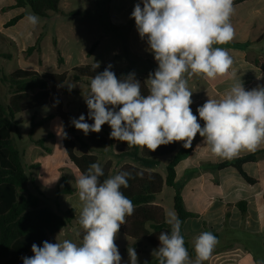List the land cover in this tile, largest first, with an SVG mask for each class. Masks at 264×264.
I'll use <instances>...</instances> for the list:
<instances>
[{"label":"clouds","instance_id":"9594fccd","mask_svg":"<svg viewBox=\"0 0 264 264\" xmlns=\"http://www.w3.org/2000/svg\"><path fill=\"white\" fill-rule=\"evenodd\" d=\"M142 4H135L131 18L140 38H147L158 64L143 82L147 94L142 92L135 73L117 78L109 64L91 77L84 95L87 118L93 123H87L81 114L72 119L74 127L87 135L99 133L108 124L111 139L149 152L173 142H183L184 148H190L197 134L218 157L231 159L244 150L256 151L264 144V86L245 90L241 79L235 80L233 74L235 82L222 98H209L197 108L203 127L190 107L193 91L188 88L189 77L199 74L215 79L226 75L233 65L227 49L213 47L234 38L230 22L233 0H142ZM26 20L33 27L39 24L35 14H29ZM99 67L95 62L93 71ZM55 130L58 136L67 138L63 124ZM103 175L101 165L92 163L87 173L75 177L78 223L84 230L82 243L69 239L44 241L42 246L33 243V255L23 257V264H121L115 239L126 217L135 212L134 203L121 191V187L129 186L131 173L121 171L101 182ZM166 223L171 232L159 234L160 245L152 255L158 264H193L177 214L168 213ZM218 242L212 232L200 233L194 242V264H203ZM127 251L129 264H138L135 248Z\"/></svg>","mask_w":264,"mask_h":264},{"label":"crops","instance_id":"0c3cea01","mask_svg":"<svg viewBox=\"0 0 264 264\" xmlns=\"http://www.w3.org/2000/svg\"><path fill=\"white\" fill-rule=\"evenodd\" d=\"M136 3H141V7H143L142 0H94L93 3L86 6L85 11L64 13L60 8L61 11L58 13L60 17L58 19L54 18L53 21L62 20L65 18V15L68 16L72 12H82L81 15L70 16L87 19L82 24V28L90 32L100 33L101 38H104L105 35L115 34L117 37L113 35L112 37L116 41H119L121 36L126 34L123 39L125 42L123 46L118 47L116 44H113L107 57L102 61L96 62H99L100 66L105 67L111 64V70L116 74L117 78H123L129 73H135L136 78L144 82L149 73L157 69L158 64L154 59L153 53L149 50L147 38H140L135 20L131 18V13ZM15 5V0H6L1 7V11L17 8ZM233 7L234 12L230 17V22L234 28V38L227 44L213 45V47H222L228 50L233 59V65L229 72L215 79H207L199 74L188 78V88L193 91L191 97L193 103L190 107L202 127L204 121L199 119L197 108L202 106L209 98H222L226 90L235 82L233 74L235 80L241 79L245 90L264 86V71L254 64L255 59L264 57V0H233ZM48 17L49 19L51 18L50 16ZM5 24L3 27L8 28ZM45 28L43 26L42 29ZM44 31H41L37 41L40 39L41 42L45 34ZM103 40L100 39L95 42L97 46L90 56H88V52L83 54L85 63L81 59L74 62L70 67L71 79L74 81V84L70 86L71 88H66L69 71H63V73L67 74L66 81L63 85L57 87L56 91L63 102V110L69 113L72 118L78 119L81 114L85 115L84 95L88 93L90 86V79L75 81L72 71L80 66L94 65L95 62L90 63V61H92L94 55L98 53L104 44ZM5 43L12 45L14 38L6 39ZM56 43L57 41H55ZM35 51L41 53L40 47L39 50ZM0 54L8 55V57L1 58H12V55L9 53L0 52ZM121 57L123 59L117 66V61H120ZM41 63L40 60L39 64ZM66 63V59L63 58V64H58L65 67ZM24 70H33L40 74L46 73L42 69ZM7 93V98L4 99V102L0 99L3 104H6L11 98L9 89ZM18 117L21 120L29 119L32 124L31 139L26 149H23V160L26 157L30 158V163L28 164L30 170L34 171L38 169L42 173L41 168L44 166V163L47 160L55 158L58 150L61 151L63 156V162L55 168L56 181L49 186L43 182H37L31 176V192H41L43 194V202H51V192L56 195L57 186L61 182L62 177L66 176L69 186L75 190L72 195L66 196H68V199L76 197L78 190L75 184V177L80 175L81 172L70 161L64 146V138L58 136L55 130V126L57 125L63 124L64 127L63 120L55 115V110L50 104L36 110L20 113L17 115V121ZM18 123L20 125L19 121ZM39 128L43 129V133L37 137L36 132ZM106 130L111 131V128L108 127ZM99 134L105 135L108 140L106 149L94 151L87 147H83L84 149L82 150L76 147L75 154L78 156L94 154L98 158V163L101 160L100 157H105L107 150L112 147L111 158L107 161L114 160V163H112L113 169L121 168L125 164L135 166L129 157H116L115 139H111L102 130ZM16 135L18 141L22 142L23 139L20 136L19 127ZM77 135L82 137L83 133L78 132ZM74 137L75 135L71 136V138ZM12 138L16 145L13 134ZM42 139L45 140L44 146H37L33 142ZM175 144L177 149L184 148L183 142H175ZM187 149H190L188 156L181 160L176 168L175 186L183 197L187 211L195 214L194 217L188 218L183 224V235L189 245L194 249L195 238L200 233L205 231L212 232L219 242L205 261L206 264H261V262H264V144L254 152L244 150L236 157L226 159L212 154L209 146L203 143V138L197 134L192 142V146ZM252 154H257V159L253 162L245 163L243 169L249 177L255 180L254 183L247 182L234 167L229 166L222 169L218 167V165L225 162ZM34 155L39 156L40 159L34 160ZM168 157L171 158V156ZM149 169L151 170L152 168ZM159 174L164 177L163 173L159 172ZM165 189L166 186L163 188V192ZM58 197L60 198L61 196ZM59 198H57L55 209H57V206H59L60 210L72 209L76 214L77 220L70 228L61 230L53 238L56 242V235L59 234L60 238L57 241L69 239L79 245L82 243L81 234L84 232L83 228L77 225L79 214L76 213L75 207L62 205ZM239 202L247 203V216L245 218L237 207ZM154 205L161 206L164 209L167 219L164 203L162 205L155 200ZM47 206L53 208L51 203ZM119 232L122 233L120 230ZM130 240L132 241L131 246L135 248L137 256L149 251L150 248L146 246L145 242L136 243V241ZM120 254L122 256L121 264H129L127 249L122 250ZM191 261L194 264L195 261ZM142 262L145 261L140 262L138 260V264Z\"/></svg>","mask_w":264,"mask_h":264},{"label":"trees","instance_id":"16d2710c","mask_svg":"<svg viewBox=\"0 0 264 264\" xmlns=\"http://www.w3.org/2000/svg\"><path fill=\"white\" fill-rule=\"evenodd\" d=\"M15 1L17 8H27L39 17L46 18L50 13L61 11V0ZM81 14L82 12H72L69 15ZM23 17L24 14H20L8 21L5 26H13ZM39 46L40 39L35 46L28 48L27 54L31 55L33 51L39 50ZM96 46V43L92 45L88 51V56L92 54ZM0 57H8V55L0 54ZM58 63L63 64V58L60 54ZM254 64L264 71V57L255 59ZM93 66L86 65L73 69V79L75 81L91 79L92 76L106 68L100 66L94 72ZM66 78V73L40 74L37 71L24 69H18L12 74L5 75L0 69V85L8 87L11 94V98L6 104L0 101V264H23V257L33 255L31 251L33 243L38 246H42L44 241L55 243L53 236L63 229L70 228L77 220L72 209L60 210L59 206L57 209H53L44 205L41 192H31L32 179L24 166L23 153L17 148L12 138L14 132L18 133L17 115L50 104L55 110V115L64 122L67 132V138H64V146L70 161L81 173H87L89 166L92 163H97L98 158L94 154L76 155V145L79 143L91 150H104L108 146L105 135L94 132L85 135L71 123L73 118L63 110V102L56 91L57 87L64 84ZM138 80L142 83V92L147 94V87L142 80ZM84 116L87 123H93L91 119L87 118L86 103ZM108 127H110L108 124L103 125L102 131L110 136L111 131L106 130ZM78 132L83 133V136H78ZM73 135L75 137L71 138ZM33 142L37 146H44L45 140ZM115 151L118 158L131 157L148 168L158 165L159 159L171 156L170 162L164 168V177L157 172L143 170L130 164H125L119 169L118 173L121 171L131 173V178L128 180L129 186L127 188L121 187V191L135 205L134 214L126 217V223L121 225L120 231L136 243L145 242L153 250L158 249L160 245L159 234L161 232L170 234L171 227L166 223L164 209L154 205V202L156 197L162 193L163 188L169 187L174 190L173 209L182 222L181 235L184 237L185 247L190 259L195 261L196 253L183 235V224L195 214L187 211L183 197L175 186L176 168L180 161L188 156L190 149H177L175 142H173L159 146L155 152H149L147 148L128 147L126 142L116 140ZM256 159L257 154H252L225 162L218 167L220 169L229 166L234 167L247 182L254 183L255 180L247 175L243 165ZM111 167L110 162L103 167L104 175L100 177L101 182L109 178ZM74 192L75 190L69 186L68 178L63 176L57 186L56 195H72ZM237 207L245 218L247 216V203L239 202ZM83 234L84 232L81 234V238ZM140 264H158V260L155 258ZM203 264L206 262L204 261Z\"/></svg>","mask_w":264,"mask_h":264},{"label":"rangeland","instance_id":"374dc122","mask_svg":"<svg viewBox=\"0 0 264 264\" xmlns=\"http://www.w3.org/2000/svg\"><path fill=\"white\" fill-rule=\"evenodd\" d=\"M5 1L6 0H0V52L9 53L12 55V58L10 59H4L0 57V69L5 73V75L12 74L18 69H42L46 73H63V71H69L70 67L76 61H80L82 59L83 63H85L86 61L83 57V54L87 53L92 47V45L100 39H104V44L102 45L98 53L94 55L90 63L102 61L104 58H106L108 53L111 51V46L113 44H116L119 47L123 46L125 43L123 39L125 38L126 34H123L119 41H116V39L112 37L113 34L107 36L105 35L104 38H101L100 33L90 32L89 30L82 28V24L87 19L76 16H70L68 14V16L65 15V18L59 21H53L54 18L58 19L60 17V14L58 13H50V19L49 17L45 18L38 16L39 24L36 27H33L26 20V17L29 14H33L29 9L14 8L5 9L4 11H1V7L4 5ZM93 2L94 0H61L60 8L64 13H68L70 11H85L86 6ZM20 14H24V17L19 22L8 28L3 27L5 23ZM43 26H45L46 28L42 29ZM42 30H45V34L39 46L41 49V53L35 51L32 55L28 56V48L36 44L37 39L41 34ZM113 36L117 37V35L115 34ZM11 37L14 38V43L12 45L5 43V40H8ZM55 41H57L56 44ZM59 53L63 58L66 59L67 63L65 67H62L58 64ZM122 59L123 57L120 58V61H117V66L118 64H120ZM40 60L42 62L41 64H39ZM68 77L69 78L66 82V88L74 84V81H72L71 79L72 77L70 71ZM7 88L8 87L4 85H0V99L2 102H4V99L7 98ZM18 121L20 122L19 130L20 136L22 137L23 141H18V137L15 132L13 133V137L15 139L17 147L23 153V149H26L27 144L31 139L32 124L31 120H21L20 117H18ZM41 133H43V129H37L36 136L39 137ZM76 147H79L80 150L84 149L83 146H81L79 143L76 145ZM111 150L112 147L107 150V155L105 154V157H100L101 160L98 163L101 165L102 169L108 162H110L111 164L114 163V160L112 159L111 161H107L111 158ZM33 159H40V157L34 155ZM129 159L135 164V166L143 170H153L152 172H160L163 173L164 176V168L170 162L171 158L164 157L159 159V164L153 167L151 170L140 162H137L133 158L129 157ZM29 161V157H26V159L23 160L24 166L29 176H33L37 182H43L44 184L51 186L56 181L55 168L63 162V156L61 151L58 150L57 156L55 158L47 160L44 163V166L41 168L42 173H40L38 169L34 171L30 170L28 167V164L30 163ZM119 169L120 167L116 169H113L111 167L109 171V177L116 175ZM56 196L57 195L51 192V202H43L44 205H49L51 203L53 209H55L57 198H59L58 196ZM60 196L61 197L59 198V200L62 205H71L75 207L76 213L79 214L78 195L72 199H68V196L66 195ZM173 198L174 190L169 187H166L165 191H162V193L158 195L155 200L161 203L162 205L164 203V206L166 207V213L168 214L170 212H174ZM77 225L80 224H78L77 222ZM59 236V234L56 235V239L59 240ZM115 243L118 246L119 252L128 249L129 247H132V241L120 232L116 236ZM146 246L150 249L144 254L138 256V260H140V262L152 261L156 258L155 255H152L153 249L149 247L148 244H146Z\"/></svg>","mask_w":264,"mask_h":264}]
</instances>
